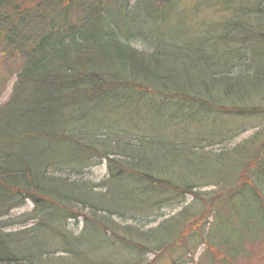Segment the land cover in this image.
<instances>
[{
  "label": "trees",
  "instance_id": "obj_1",
  "mask_svg": "<svg viewBox=\"0 0 264 264\" xmlns=\"http://www.w3.org/2000/svg\"><path fill=\"white\" fill-rule=\"evenodd\" d=\"M184 1L0 0V52L17 74L0 105V264H153L164 250L181 246L182 254L193 255L201 244L203 264H237L243 251L250 256L246 243L264 242V129L217 154L206 139L196 140L190 149L204 160L195 162L192 181L181 172L188 165L173 159L177 148L189 146L179 137L167 138L160 158L152 159L160 140L155 131L146 136L139 124L136 132L86 126L88 115L103 105L110 111L116 99L121 105L141 99L160 111L174 104L180 113L162 126L205 117L211 108L234 116L264 113L258 102L264 96V0ZM166 9L180 17L184 46L177 64L169 52L170 45L178 47L174 35L161 37L156 25L167 20ZM217 13L220 22L210 17ZM133 39L152 48L140 50ZM220 43L231 65L213 59ZM232 64L243 68L231 74ZM200 67L210 68L208 78ZM126 131L136 140L105 142L107 132ZM98 156L107 161V178L95 183L71 176ZM201 186L214 188L210 202L196 191ZM187 195L202 203L199 212L183 208L147 230L112 218L128 211L153 215ZM27 201L32 210L20 221L28 216L31 224L6 229V217ZM79 218L82 228L74 233L65 222ZM198 221V229L191 228Z\"/></svg>",
  "mask_w": 264,
  "mask_h": 264
},
{
  "label": "rangeland",
  "instance_id": "obj_2",
  "mask_svg": "<svg viewBox=\"0 0 264 264\" xmlns=\"http://www.w3.org/2000/svg\"><path fill=\"white\" fill-rule=\"evenodd\" d=\"M132 3V2H131ZM190 5V3H188ZM183 6H187V0L184 1ZM177 10L174 12H170V10H165L167 20L163 21L160 20L156 25H158L161 29V37H165L168 33L173 34L174 37L172 38L175 40V43L178 47H173L170 45L169 52L172 53L173 56L170 59L171 62L178 63L175 54L182 49L184 46L182 44V39L180 36L182 35L179 31L181 30V22L179 21L180 17L176 15ZM163 13V14H164ZM190 14L189 12H187ZM171 16L169 17V15ZM190 16V15H188ZM219 13L211 14L210 17H213L217 22L222 21L221 16ZM169 17V18H168ZM188 19V18H187ZM258 19V18H257ZM257 19L251 18V22H257ZM163 21V22H162ZM264 22V21H263ZM184 27L188 26V21H186L183 25ZM160 36V35H159ZM185 43V41H184ZM132 44L136 46V48L142 49H149L146 41L144 40H132ZM252 48H258V43H252ZM167 46V45H165ZM168 47V46H167ZM166 47V48H167ZM215 47L219 53L218 56H215L213 59L215 60L218 57H222L221 65H231L229 62V56L227 57L226 51H223L222 48L224 44H215ZM148 51V50H147ZM225 57H227L225 59ZM15 65L17 64L18 58H13ZM217 60V59H216ZM215 60V61H216ZM185 60H183L184 62ZM203 61H199L202 63ZM188 62L185 64L183 68L180 69L181 74H188L187 70ZM215 66V65H213ZM201 70H204L205 78H208L210 74V68L200 67ZM243 67H239L237 64H232L230 70L228 71L231 74H237ZM214 69V67H213ZM196 70V69H195ZM195 70L190 71V78H193ZM193 72V73H192ZM209 72V74L207 73ZM17 74L12 64V61H8L4 55L0 52V105L3 104L8 97H10L12 93V87L15 83ZM210 85L212 83L210 82ZM261 92H264V88L261 87ZM223 101V100H222ZM264 105V96L262 99H258V102ZM221 102V101H219ZM248 103H251L249 101ZM222 104V103H220ZM224 104V103H223ZM167 108V110L160 111L161 109L157 106L151 107L149 103L144 100L132 98L126 104L119 103L118 99L111 101L109 107L112 108L110 111L107 110V106L103 105L101 111L92 113L86 117V126H93L97 125L100 128L106 127L111 128L110 132H116L119 129L129 130L131 132L134 131L136 125H140L141 132L146 135L150 136L154 131L159 134L160 140L158 139L159 143L155 144V146L159 147L158 150H153L150 152V158H160L164 145L167 142V138L173 139V136L179 137V143L184 142L189 146H185L182 148H177L178 151L175 158L176 161L179 163H185L188 165L186 169H181V172L184 176H189L188 179L192 181H196L198 176L190 175V172L195 170L196 163L203 161L204 159L200 158L199 152H193L190 149L192 143H195L197 140L198 144H203L202 139H206L205 146H209L207 149L212 151V153H220L221 151H229L239 145L241 142L248 140L253 136L254 133L259 131L260 129H264V113L255 114L253 116H234L228 113H221L215 109H207L208 111H204L205 117L202 115H197L194 119L191 118H184V121H180L177 125H165L162 126V123H168L171 114L174 115L175 113H180L177 108L173 105ZM100 122V123H99ZM162 122V123H161ZM194 124V126H191ZM205 131H204V130ZM203 130V131H201ZM209 132H207V131ZM105 131V130H104ZM201 131V132H200ZM136 132V131H134ZM208 133V134H207ZM109 136L106 137L105 142L113 143V142H123L124 140L133 142L136 140L135 136H132L130 132L126 131L125 133H108ZM124 135V136H122ZM89 137L88 135H83ZM93 136V135H91ZM121 136V137H119ZM130 137V139H129ZM201 137H203L200 141H198ZM264 137V134L263 136ZM192 138V139H191ZM218 139V140H217ZM216 140L215 142H213ZM170 141V140H169ZM210 141V142H209ZM147 148L151 147L149 144H145ZM204 146V145H203ZM189 149V150H188ZM170 158V160H173ZM90 166L82 168L80 173H72L71 176L77 179H87L91 182L99 183L103 179L107 178L108 171H107V161L104 158H93ZM206 162H208L206 160ZM214 188L212 186H201L198 187L196 191H199L200 194H204L205 198H208L210 202V197L212 196V192ZM219 194L217 191L214 195ZM214 197V196H213ZM119 199V198H117ZM252 203L249 201V204ZM160 207V206H159ZM197 209L198 212L202 209L203 205L191 195L185 196L179 202H168L162 205L160 208L155 209L154 214H149L148 211L143 212H130L128 211L125 215H114L112 216L117 222L123 225H135L139 226L142 230H147L151 228L153 225L157 224L161 219H165L166 217H171L176 215L178 211L183 208L189 209ZM32 210L31 202H26L23 205L13 209L9 215L6 217V222L10 223L8 225V230H17L22 228L23 226L31 224V220L28 219V216L20 221L22 217L28 215ZM197 212V216H198ZM158 213V214H157ZM157 217V218H155ZM196 217V216H195ZM213 219V215H209L208 222ZM192 221V220H191ZM204 221V220H203ZM202 221V223H203ZM206 221L205 227H209L210 224ZM190 222V221H189ZM82 219L79 218L78 220H66L65 224L68 228L72 230V232L77 233L82 228ZM200 224L199 221L192 225L191 228L198 229L197 225ZM228 225L223 228V233H229ZM185 249L181 246H176L168 251H163L160 253V256L156 259L153 264H203L201 260V255L207 251L205 245L201 244L198 246V249H193L194 254H182L184 253ZM245 250L250 254V256L246 255L243 251L241 257L238 259L237 264H264V242H257L256 244L246 243ZM148 261H151L153 258L152 253L147 254Z\"/></svg>",
  "mask_w": 264,
  "mask_h": 264
},
{
  "label": "bare ground",
  "instance_id": "obj_3",
  "mask_svg": "<svg viewBox=\"0 0 264 264\" xmlns=\"http://www.w3.org/2000/svg\"><path fill=\"white\" fill-rule=\"evenodd\" d=\"M132 3L129 4V9L131 8ZM152 46V45H151Z\"/></svg>",
  "mask_w": 264,
  "mask_h": 264
}]
</instances>
